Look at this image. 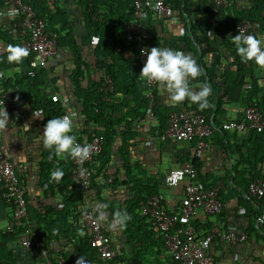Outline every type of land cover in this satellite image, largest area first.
Segmentation results:
<instances>
[{"label":"trees","instance_id":"1","mask_svg":"<svg viewBox=\"0 0 264 264\" xmlns=\"http://www.w3.org/2000/svg\"><path fill=\"white\" fill-rule=\"evenodd\" d=\"M67 1H70L75 7L76 13L71 14L62 10V6ZM23 2L29 4L35 14L44 20L45 32L55 36L57 50L67 49L71 54V65L65 72L67 73L69 92L71 93L65 91V94H72L76 99L74 106L78 116H81L83 120L84 128H82V132L84 131L89 137L103 136L104 144L101 152L88 163L91 170V188L95 193L96 200L107 203L114 211L127 209L131 215V220L126 228L122 229V232L126 235L127 242L132 248L136 242L156 245L157 247L163 246V242L159 243L157 240V231L146 223L143 218L138 217L139 207L145 199L152 194H159V184L151 176L147 177L136 162L130 161L133 153L128 150L133 139L138 136L137 131L140 123L148 117L150 110L146 95L142 94L137 85L142 68L135 58L127 32V28L129 26L133 27L134 23V9L131 6V0H23ZM170 2L175 4L174 11L178 13L180 20L183 21L182 33L189 47H192L193 43L200 46L198 31L200 32L202 28H208L220 34V40L223 47L229 52L231 65L235 69L234 73L227 70L218 76L227 93L230 88L235 87L240 77L246 74L247 65L251 67L254 63V61L246 63L241 61L236 46L232 42V36L238 34L236 26L240 21L247 22L251 29L255 27L254 35H264V0H233L232 4L222 7L216 12L213 11L207 0H171ZM0 6L2 8V0H0ZM78 24L83 25L88 32L96 34L92 50L89 53L88 51L85 52V49L79 43L75 31V25ZM0 41L4 45V49L0 51V72L17 68L23 62L26 65L22 76H14V80L8 78L2 81L3 91L16 93L19 97L27 99L33 110L40 112L41 125L44 128L48 119L60 117L68 112L71 109L70 105L63 104L61 101H53L51 98L52 93L46 91L47 86L50 84L54 85L55 93H60L59 88L55 86L56 79L51 77V68H38L31 76L29 74L31 53L20 64L7 61L8 46L20 44L18 36L12 30L0 28ZM157 44V38L154 35L152 45L157 46ZM84 54L97 59L95 65L99 69L97 71L98 77L86 78L89 76V69L86 67V56ZM203 66L206 68L210 80L209 84L212 92L208 100L212 102L214 94L219 93L222 89L214 85L211 70L204 63ZM211 66L215 67L214 64H211ZM232 74L235 75L234 78L231 77ZM106 76L110 77L113 90L105 99H102L103 94L100 88ZM237 76H239V79L235 81ZM251 84L253 92H257L259 87L252 76ZM254 93L247 97L245 100L246 105L253 100ZM190 107L199 110L198 104L193 102L190 105L183 104L179 108L173 107L170 109H161L154 103L151 109L158 122V125L153 128L158 132L156 137L165 128L167 115L170 111ZM208 109L199 110L205 115L206 119ZM207 122L213 126L218 124L214 118L211 121L207 119ZM227 132L231 131L215 130L212 135L218 137V134L225 135ZM76 135L78 136L79 133L77 132ZM246 135L248 138L255 137L256 142L261 143L264 147V132L249 130ZM209 137L205 138L206 142H208ZM192 141H195L196 146L198 138L195 137ZM248 143H250V140H248ZM230 149L231 146H229ZM234 149L238 150L240 159L243 161L246 156H256L259 152L256 145L254 150L245 153L240 152L241 146L234 147ZM50 154V151L44 147L40 152L38 182L45 189L52 190V187H58L61 193L60 204L56 206L46 205L42 211H39L27 203V217L24 223L35 221L41 224L45 230L46 240L52 241L64 236L73 246L77 257L82 256L87 262H99L98 252L89 244L90 234L88 229L78 223L81 192L77 187L71 186L72 157L65 154L63 159H60L53 154L52 159H49ZM115 155L120 156L122 159L120 168L124 178L120 179V168L116 167L115 179L109 185L119 184L124 190L125 198L121 204L117 201L109 202L105 200L101 195L99 185L95 181L96 178L104 174ZM190 162L197 171L194 181L207 186L199 178L197 157L193 156ZM57 169L64 173L63 178L58 182L52 179L51 175ZM233 171L236 177L245 174L244 171H239L235 166H233ZM256 177L257 175L254 174L251 179ZM242 179L245 180V178ZM248 182L249 180L245 186L241 185L245 192ZM207 187L211 186L208 185ZM80 228L84 230L85 234L83 236L79 234L78 230ZM5 232L4 229L1 236L3 239L13 240L16 237L14 233ZM62 255L68 262H76L77 260L70 255Z\"/></svg>","mask_w":264,"mask_h":264},{"label":"crops","instance_id":"2","mask_svg":"<svg viewBox=\"0 0 264 264\" xmlns=\"http://www.w3.org/2000/svg\"><path fill=\"white\" fill-rule=\"evenodd\" d=\"M170 6L171 13L163 20H159L153 16H150L148 19L146 18V29L152 38L155 35L158 47L182 50L185 53H190L196 59L203 69V74L194 80L190 79V87L193 89L198 90L201 83L205 81L209 83L210 81L203 63L211 70L213 74L212 82L222 90L214 94L213 101L209 102L212 107L208 109L206 114L207 119L211 121L214 118L217 123L224 120L241 119L246 106L245 100L254 93L251 88V76L257 81L259 87L251 101L263 106L264 69L259 68L255 61L253 66L249 67L247 65L246 74L242 75L240 80H238L239 82H236L235 87L230 88L226 93L225 87L218 76L227 70L234 73L235 69L231 65L229 52L223 47L220 34L215 33L211 29L202 28L200 32L198 31L200 46H196L193 43V46L189 47L182 33L183 21L180 18L178 20L173 18L175 4L170 2ZM62 7L63 11L70 12L71 14L76 13L75 7L70 1L64 3ZM8 22L7 16L0 17V28L10 30ZM75 31L82 48L85 49V52L88 51L89 53L92 50L96 34L88 32L81 24L75 25ZM127 32L129 43L133 48L134 54H136L137 41L132 35V28L130 26L127 28ZM3 49L4 45L0 41V51ZM84 55L86 56V67L89 69V76L86 78L98 77L97 71L99 69L95 65V60L97 61V59L86 54ZM71 60V54L67 49H58L46 68H51V77L56 79L55 86L60 90V93L56 94L60 97L67 95L69 98L68 105L73 108L75 107L74 103H76V99H74L72 94H65V91H70L67 73L65 72L70 68ZM211 64H214L215 67H212ZM25 69L26 65L23 62L17 68L0 72L4 74L0 78V89L3 90L1 86L3 80L8 78L14 80V76H22ZM231 77L234 78L235 75L232 74ZM237 79H239V76H237L235 81ZM137 85L142 94H145L146 87L141 78ZM46 91L52 93V95L55 94L54 85L49 84ZM16 97H19L16 93L12 94L4 91L1 108L5 106L9 113L10 124L6 131L0 132V144L4 145L14 162L20 183L24 188L27 203L31 207L42 211L46 205H59L61 193L58 187H52V190H49L39 185L38 161L41 159L39 155L43 149L42 134L44 131V127L41 125L42 117L39 111L33 110L27 99L19 97L17 100ZM154 103L161 109H170L173 107L179 108L183 104L190 105L192 101L186 99L183 103L173 105L171 101L167 100V93L157 84L154 89ZM34 113L40 116H34ZM26 123L30 124V130H25L24 125ZM157 125L158 122L153 112V118L150 119L148 115L140 123L137 131L138 136L133 139L128 150L130 153H133L130 161L136 162L147 177L151 176L159 184V194L168 200L167 205L171 208L178 205L182 185L186 180L175 188H167L163 184V177L168 170L182 167L190 162L194 153L195 141H161L156 137L158 132L153 130ZM82 128H84L83 120L81 116H78L74 120V131L79 133L78 136L76 135L78 138L87 136L84 131L82 132ZM247 132H227L225 135L218 134V137L212 135L207 140L208 145L204 149L203 154L197 157L201 182L207 186L219 188V197L223 203V209L218 219L223 221L227 228L243 230L247 234V239L238 244H230L227 241L215 238L211 243L210 252L217 264H264V223H259L257 220L262 207V201L248 197L245 189L241 187V185L245 186L248 180H253L251 178L254 174L257 175L256 178L264 177V147L261 143L256 142L255 137L248 138ZM222 138H224L223 141ZM248 140H250V143H248ZM255 145L259 150L258 154L256 156L250 154L251 156H246L244 161L240 159L238 150L234 149V147L241 146L240 152L245 153L254 150ZM229 146H231L230 150ZM64 156L58 157L63 159ZM121 164L122 159L118 155H115L109 163V165L115 168H120ZM233 166L239 171H244L245 174L236 177ZM119 177L120 179L124 178L121 168ZM99 178H96L95 181L99 185L104 199L109 202L117 201L121 204L125 198L122 187L119 184L104 185L98 182L100 181ZM242 178H245V180ZM71 186L77 187L72 179ZM1 193L2 186L0 185V224L4 223L0 227V264H38L39 255L22 248L18 244L16 237L13 240L1 237L11 215V207L3 201ZM99 202L102 203L101 201ZM80 209L81 200L79 202V211ZM113 212L114 210L108 205L107 213L109 218H111ZM138 217H140L139 210ZM209 221L212 223V221H215V218H211ZM29 224L36 228L38 233L44 238L45 245L49 249V253L53 259H56L57 256H63L62 254L66 256L70 255L76 259L79 258L75 255L76 252L66 237L60 236L57 239L48 241L41 224L35 221H31ZM104 226L111 236L116 257L111 261L103 260L99 257V262L86 261L87 264H165L169 259V254L164 246L157 247L156 245H146L136 242L132 248L128 244L126 235L122 232V229H112L108 224H104ZM156 237L160 243L162 240L161 234L158 231L156 232Z\"/></svg>","mask_w":264,"mask_h":264},{"label":"built area","instance_id":"3","mask_svg":"<svg viewBox=\"0 0 264 264\" xmlns=\"http://www.w3.org/2000/svg\"><path fill=\"white\" fill-rule=\"evenodd\" d=\"M171 0H131L134 9V23L132 35L137 41L135 58L143 67L146 56L142 55L141 49H150L152 37L146 29V18L153 16L157 19H165L171 13ZM213 11L233 3V0H207ZM0 17L7 16L8 27L19 38L20 45L30 50L29 74L34 75L38 68H46L49 61L57 53V41L53 34L45 32V22L38 17L31 6L23 0H2ZM11 13V14H10ZM174 19H179L178 13L174 12ZM243 29L245 34H253L255 27L240 21L236 26L237 32ZM254 35V34H253ZM95 41V40H94ZM145 95L149 101V118H153L152 106L154 104L155 82L148 84L144 81ZM113 90L109 76H106L100 88L105 99ZM53 101L69 103L67 95L60 97L58 94L51 96ZM4 91L0 89V108L3 104ZM75 112L71 108L62 116ZM226 130L236 133H244L249 130L264 132V104L258 105L250 101L243 110V116L237 120L220 121L217 125L207 122L203 113L194 107L170 111L167 115L166 125L158 138L161 141H186L190 142L198 138L194 148V157H200L207 147L206 137L213 131ZM76 137V142L81 145L90 144L93 151L90 158L83 162L72 158L71 179L81 192V209L78 223L88 229L90 234L89 244L95 248L101 259L111 261L116 257L114 245L104 224H97L92 212L93 207L100 203L96 200L91 188V170L88 163L98 155L104 144L103 136L78 138L75 131L70 133ZM115 167L108 165L99 180L104 185L113 182ZM197 171L191 162L182 167L168 170L163 177V184L167 188H175L182 182L178 205L169 208L168 200L161 194L148 196L139 207V216L152 228L161 234L163 246L166 248L169 259L165 264H217L210 252L211 243L215 238L227 241L230 244H238L247 239L243 230L227 228L225 223L218 219L223 203L219 197V188L215 186H203L195 182ZM0 185L2 186V199L11 207V215L5 226V231L16 234L18 244L27 250L35 252L40 259L38 264H75L68 262L63 256L53 259L46 247L44 238L31 224L24 223L27 217V201L24 196V188L20 183L19 175L15 169L11 156L7 153L4 145L0 144ZM246 195L262 201L258 222L264 223V177L256 178L248 182ZM215 218V221H209Z\"/></svg>","mask_w":264,"mask_h":264},{"label":"clouds","instance_id":"4","mask_svg":"<svg viewBox=\"0 0 264 264\" xmlns=\"http://www.w3.org/2000/svg\"><path fill=\"white\" fill-rule=\"evenodd\" d=\"M11 14V13H10ZM3 15V13H0ZM232 42L236 46V51L242 62L255 61L256 65L264 69V36L245 34L244 30H239L238 34L232 36ZM7 61L9 63L20 64L30 55V50L20 44L8 46ZM142 55L146 56L139 74L141 80L148 84L155 82L167 93V100L173 105L183 103L186 99L198 104L199 110L203 111L212 107L208 97L212 88L208 82L199 85L198 90L190 87V79L194 80L203 74L202 67L196 59L182 50H174L168 47L154 46L150 49H141ZM0 73V78L3 77ZM18 100L19 97H16ZM34 116H40L34 113ZM75 112H70L64 116L50 118L47 120L43 134V147L50 151L49 159L52 155H70L73 159L83 162L90 158L93 146L90 144L81 145L76 142V137L70 133L74 130ZM9 113L5 106L0 108V132L6 131L9 127ZM25 130H30V124L26 123ZM52 179L60 181L64 173L57 169L52 172ZM102 182V181H98ZM107 203H97L92 212L97 224H108L112 229H124L131 220V215L127 209H117L111 218L107 213ZM79 234L83 236L84 230L80 228ZM75 264H87L84 257L77 258Z\"/></svg>","mask_w":264,"mask_h":264},{"label":"rangeland","instance_id":"5","mask_svg":"<svg viewBox=\"0 0 264 264\" xmlns=\"http://www.w3.org/2000/svg\"><path fill=\"white\" fill-rule=\"evenodd\" d=\"M24 196H25V193H24ZM26 199V198H25ZM4 225V223L2 222L1 224H0V227H2ZM114 264H117V263H114Z\"/></svg>","mask_w":264,"mask_h":264}]
</instances>
